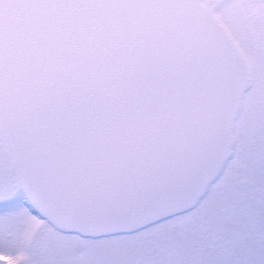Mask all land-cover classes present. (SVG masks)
I'll return each instance as SVG.
<instances>
[{"label":"water","instance_id":"1","mask_svg":"<svg viewBox=\"0 0 264 264\" xmlns=\"http://www.w3.org/2000/svg\"><path fill=\"white\" fill-rule=\"evenodd\" d=\"M252 79L202 0H0V134L24 196L64 231L194 206Z\"/></svg>","mask_w":264,"mask_h":264},{"label":"flooded vegetation","instance_id":"2","mask_svg":"<svg viewBox=\"0 0 264 264\" xmlns=\"http://www.w3.org/2000/svg\"><path fill=\"white\" fill-rule=\"evenodd\" d=\"M225 1L231 4L233 0ZM251 1L253 0H242V15L258 17L259 14H264V9H256ZM258 1L261 3L264 0ZM236 5L234 4L235 7ZM249 6L252 8H249L248 11ZM213 10L218 14L214 8ZM235 39L237 40L236 37ZM247 93L248 91L244 94L241 109L234 123L233 153L197 204L188 210L160 219L134 231L87 236L56 228L41 217L28 203L10 165L8 168L6 167L5 156L1 157L0 208L3 212L14 214L16 220L5 224L11 229L7 236L9 239L14 236L13 243L16 245L17 235L19 236L21 248L18 252H21L19 254L22 259L27 262L16 260L17 258L13 256L14 249L5 251L0 249L3 257L10 259L9 263L0 264H53L51 252L62 246H66V253L70 249L74 253L73 257L79 259L78 249L84 245L101 246L104 241L117 239L115 237L126 238L124 236H132L138 232L149 230L162 222L171 221H175L176 237L167 239L162 249L155 248L154 255L149 262H147L148 256L143 254L141 264H261V249L264 245V143L260 141L261 158L255 162V167L245 166L242 168L245 174H254V187L246 177L242 179V183H233V180L230 183L231 179L227 178L234 176L238 169H241L239 161H237V157L240 156L237 153L238 132L236 127H238L240 116L245 108ZM255 142V140L251 141L253 144ZM3 145L5 146V144ZM232 160L235 161L233 165H231ZM7 171L11 178L8 183L6 182ZM230 171L232 174L229 173ZM222 179L223 181L216 189L214 184ZM6 189L7 191L11 190L9 193H5ZM204 200L207 202L204 209H201L200 205ZM213 202L219 205L218 209L212 210ZM184 217L186 220L182 219ZM243 217L249 219L247 225L241 221ZM231 234L236 235L230 237ZM59 237L66 238L65 243L58 244L56 239ZM69 237L73 240H70ZM235 237H238L236 244H239V247H231ZM118 239L110 247L101 246L98 252L109 250L112 255L108 259L110 264H138L134 257L133 247L128 246L125 242L124 248L116 247ZM245 240L250 243V247H245ZM139 246L140 244L137 245V247Z\"/></svg>","mask_w":264,"mask_h":264},{"label":"rangeland","instance_id":"3","mask_svg":"<svg viewBox=\"0 0 264 264\" xmlns=\"http://www.w3.org/2000/svg\"><path fill=\"white\" fill-rule=\"evenodd\" d=\"M202 1L210 8H214L218 12L219 18L223 20L225 25L232 28L230 29L231 33L237 38V42L240 44L243 52L245 53L253 67L254 82L251 90L247 93V98L244 105L245 108L240 116L238 127H236V131L238 132L237 153L240 157H237L236 155L235 158L237 157V161H239V168L241 169H238L237 173L234 176H230L227 178L231 179L230 183H232V180L234 181L233 183H242V179L246 177L250 180V184L254 187V174H245L242 168L245 166L255 167V162H257L261 158V154L259 151L260 141L264 143V14H259L258 17L242 15V0H233L231 4L227 3L225 0ZM251 2L256 9H264V1L260 3L258 0H253ZM234 4H237L236 7L234 6ZM249 8H252V6L248 7V11ZM252 140L256 141L255 144L251 143ZM3 144V140L0 136V159L1 157L5 156V164L8 168L9 155L7 149ZM232 161V164L230 163L231 165L235 163V161ZM1 165L2 164H0V168ZM229 173L232 174V171H230ZM10 179L11 178L7 171L6 182L8 183ZM222 181L223 179L214 184L216 189H218V185ZM10 190L8 189L7 191L6 189L5 193H9ZM205 200L200 205L201 209H204L205 203L207 202ZM211 206L212 210H214L218 209L217 206L219 205L216 202H213ZM3 218L5 220H1ZM236 218L239 219L237 216ZM182 219L186 220V217ZM12 220H16L14 214L3 212V210L0 208V249L3 251L14 249L13 256L17 258L16 260L27 262L22 259V256L19 254L21 252H18L21 248V239H19V236L17 235V245L13 243V240L15 239L14 236L11 239H9L7 236L8 234H10L11 229L5 224L11 223ZM241 221L243 222V224L247 225L249 219L247 217H243ZM47 233L49 234V231H47ZM235 235L236 234H231L230 237H233ZM71 237H69L70 240H73L71 239ZM124 237L126 238L115 237L117 239L119 238L116 242V247L124 248L125 242L128 246L133 247L134 257L138 261V264H141L143 254L148 256L147 262H149L151 257L154 255L155 248L162 249L163 244L167 239H174L176 237L175 221L162 222L149 230L138 232L137 234H134L132 236ZM117 239L104 241L102 242L101 246L103 247V245H105L107 247H110L115 243ZM56 240L58 244H62L65 243L66 238L59 237ZM236 243H238V237H235V241L231 243V247H239V244ZM138 244H140L139 247H137ZM244 244L246 248L251 246L247 240H245ZM101 246L94 244L84 245L83 247L78 249L80 254L79 259H75L73 257L74 253L70 249L66 253V246L56 248L51 252V254L53 255L52 263L110 264L108 259H110L109 256L112 255L109 250L105 252H98ZM0 263H6L2 257H0ZM134 263L136 262L134 261ZM261 264H264V245L261 249Z\"/></svg>","mask_w":264,"mask_h":264},{"label":"bare ground","instance_id":"4","mask_svg":"<svg viewBox=\"0 0 264 264\" xmlns=\"http://www.w3.org/2000/svg\"><path fill=\"white\" fill-rule=\"evenodd\" d=\"M249 90H251V88H250ZM249 90H248V91H249Z\"/></svg>","mask_w":264,"mask_h":264}]
</instances>
